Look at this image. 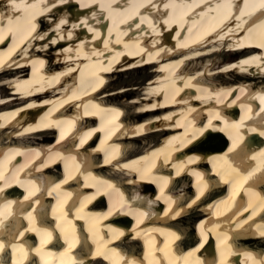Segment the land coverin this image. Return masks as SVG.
<instances>
[{
    "label": "bare ground",
    "instance_id": "1",
    "mask_svg": "<svg viewBox=\"0 0 264 264\" xmlns=\"http://www.w3.org/2000/svg\"><path fill=\"white\" fill-rule=\"evenodd\" d=\"M0 264H264V0H0Z\"/></svg>",
    "mask_w": 264,
    "mask_h": 264
},
{
    "label": "rangeland",
    "instance_id": "2",
    "mask_svg": "<svg viewBox=\"0 0 264 264\" xmlns=\"http://www.w3.org/2000/svg\"><path fill=\"white\" fill-rule=\"evenodd\" d=\"M217 56H214V58ZM149 69H140V70H132L128 72L121 73L120 76H118V80H123V81H128L130 83L128 84H133L135 82H141L142 78L150 75ZM189 219V218H188Z\"/></svg>",
    "mask_w": 264,
    "mask_h": 264
}]
</instances>
